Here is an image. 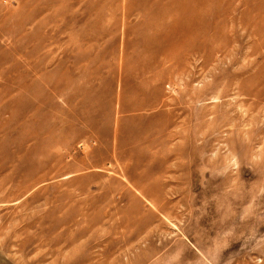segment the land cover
Segmentation results:
<instances>
[{"label": "rangeland", "instance_id": "374dc122", "mask_svg": "<svg viewBox=\"0 0 264 264\" xmlns=\"http://www.w3.org/2000/svg\"><path fill=\"white\" fill-rule=\"evenodd\" d=\"M0 264H264V0H0Z\"/></svg>", "mask_w": 264, "mask_h": 264}]
</instances>
